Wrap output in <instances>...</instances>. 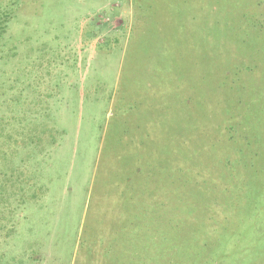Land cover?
<instances>
[{
    "label": "rangeland",
    "instance_id": "374dc122",
    "mask_svg": "<svg viewBox=\"0 0 264 264\" xmlns=\"http://www.w3.org/2000/svg\"><path fill=\"white\" fill-rule=\"evenodd\" d=\"M0 264H264V0H0Z\"/></svg>",
    "mask_w": 264,
    "mask_h": 264
},
{
    "label": "crops",
    "instance_id": "0c3cea01",
    "mask_svg": "<svg viewBox=\"0 0 264 264\" xmlns=\"http://www.w3.org/2000/svg\"><path fill=\"white\" fill-rule=\"evenodd\" d=\"M130 255H132V253L130 254ZM149 255V254H148ZM112 259H113V257H112ZM129 259H131V257H129ZM114 260V259H113ZM117 261V260H116Z\"/></svg>",
    "mask_w": 264,
    "mask_h": 264
}]
</instances>
